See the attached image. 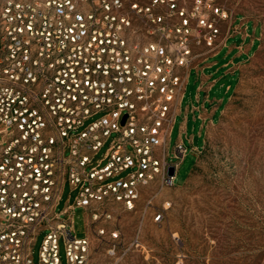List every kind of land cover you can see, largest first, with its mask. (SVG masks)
<instances>
[{
	"label": "built area",
	"instance_id": "1",
	"mask_svg": "<svg viewBox=\"0 0 264 264\" xmlns=\"http://www.w3.org/2000/svg\"><path fill=\"white\" fill-rule=\"evenodd\" d=\"M237 15L221 0L0 3V264H62L61 239L68 264H91L77 207L88 226L101 207L132 208L156 178L174 185L187 148L180 139L169 161L163 146L188 73L245 38ZM65 183L76 195L58 209Z\"/></svg>",
	"mask_w": 264,
	"mask_h": 264
},
{
	"label": "rangeland",
	"instance_id": "2",
	"mask_svg": "<svg viewBox=\"0 0 264 264\" xmlns=\"http://www.w3.org/2000/svg\"><path fill=\"white\" fill-rule=\"evenodd\" d=\"M221 1L238 14L234 25L243 17L247 33L232 34L188 73L163 146L169 161L180 139L187 148L174 185L156 178L138 189L132 208L101 207L88 226L77 207L74 234L89 236L91 264H264V0ZM69 195L76 191L65 183L58 209ZM45 234L37 236L35 263ZM60 256L68 264L63 239Z\"/></svg>",
	"mask_w": 264,
	"mask_h": 264
},
{
	"label": "water",
	"instance_id": "3",
	"mask_svg": "<svg viewBox=\"0 0 264 264\" xmlns=\"http://www.w3.org/2000/svg\"><path fill=\"white\" fill-rule=\"evenodd\" d=\"M126 117H127V115H125V116H124V118H123V121H122V122H124V121H125ZM169 174H170V175H173V174H174V167H170V168H169Z\"/></svg>",
	"mask_w": 264,
	"mask_h": 264
},
{
	"label": "crops",
	"instance_id": "4",
	"mask_svg": "<svg viewBox=\"0 0 264 264\" xmlns=\"http://www.w3.org/2000/svg\"><path fill=\"white\" fill-rule=\"evenodd\" d=\"M228 62V61H227ZM226 62V63H227ZM216 64V61H212V63L210 64V66H213V65H215ZM204 125V124H203Z\"/></svg>",
	"mask_w": 264,
	"mask_h": 264
}]
</instances>
